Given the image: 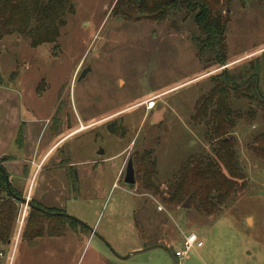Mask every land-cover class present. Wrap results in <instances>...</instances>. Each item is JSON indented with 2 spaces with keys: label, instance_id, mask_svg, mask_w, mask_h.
I'll use <instances>...</instances> for the list:
<instances>
[{
  "label": "rangeland",
  "instance_id": "374dc122",
  "mask_svg": "<svg viewBox=\"0 0 264 264\" xmlns=\"http://www.w3.org/2000/svg\"><path fill=\"white\" fill-rule=\"evenodd\" d=\"M117 1L71 0L52 44L34 47L27 35L0 42V164L23 199L48 190L46 207L65 208L66 216L85 225L30 241L23 237V218L31 211L24 204L13 244L0 249V264H176L163 249L138 251L161 244L174 253L191 234L203 246L180 264H264V161L249 150L264 133L257 106L234 104L235 112L258 113L255 124L241 122L234 132L247 184L212 215L198 212L191 200L184 208L188 199L167 205L183 164L213 155L206 126L191 119L197 101L212 91V79L258 70L264 97V0H233L224 9L228 62L210 68L195 53L190 35L196 27L184 14L162 24L129 22L113 15ZM152 98L156 106L148 111L144 103ZM79 126L44 160L31 184V166L29 180L21 182L31 149L44 152ZM151 151L159 194L137 182L135 164L136 185L124 183L130 158ZM59 158L66 160L64 168L52 173ZM88 159L99 162L98 170L79 179L80 192L71 201L67 165ZM48 177L59 182L48 189Z\"/></svg>",
  "mask_w": 264,
  "mask_h": 264
},
{
  "label": "trees",
  "instance_id": "16d2710c",
  "mask_svg": "<svg viewBox=\"0 0 264 264\" xmlns=\"http://www.w3.org/2000/svg\"><path fill=\"white\" fill-rule=\"evenodd\" d=\"M233 0H118L113 11L126 21H152L162 24L170 18L184 14L196 27L190 35L196 55L204 60L206 68L225 66L228 62L227 31L228 17L224 16ZM242 3L245 0H236ZM71 0H0V42L9 36L31 37L34 47L52 44L58 38V28ZM70 11L72 10L69 7ZM253 68V67H252ZM255 70V69H254ZM244 70L232 75L224 72L212 79L213 89L197 101L194 126H206L207 139L213 146V155L190 157L175 179V187L168 196L167 205L181 206L190 199L198 212L212 215L232 199L245 184L246 175L240 166L239 152L234 132L241 122L255 124L256 111L235 112V101H247L264 112V97L258 85V70ZM3 77L0 73V86ZM264 116V115H263ZM113 133V131H112ZM249 150L264 161V133L254 139ZM137 168V182L145 191L160 193L157 184L158 168L154 152H146L133 159ZM0 249L9 248L16 237L21 218L23 199L9 182V174L0 164ZM23 234L30 241L51 235L52 230L63 233L73 227L76 220L59 218L55 226L47 214L32 208ZM24 221V226H25ZM24 226L23 229L24 230ZM3 252V251H2Z\"/></svg>",
  "mask_w": 264,
  "mask_h": 264
},
{
  "label": "crops",
  "instance_id": "0c3cea01",
  "mask_svg": "<svg viewBox=\"0 0 264 264\" xmlns=\"http://www.w3.org/2000/svg\"><path fill=\"white\" fill-rule=\"evenodd\" d=\"M28 129V128H27ZM33 129L34 128H32V130L31 129H29L28 131H30V132H33ZM75 129H77V130H74V132H70V134L69 135H64V136H62V137H60L59 139H56V142H55V144L53 145V146H51L50 148H48V149H46V150H44V152H42V150H40L39 149V151L37 152L36 150L34 151L33 149H31V155H33L34 157H32L31 159H29L28 161H26V163H27V165H28V167H27V169H26V173L23 175V176H21L20 178H22L21 179V182H23L24 180H29V178H26L27 177V174H29V171H28V168H29V166H31L32 168H33V171H34V173H33V175H32V178H31V181H30V184H31V182L35 179V177L38 175V173H39V169H41V164L44 162V160L49 156V154H50V158H52L53 157V154H54V149H55V147L57 146V145H59V143L60 142H63V141H65V140H67V139H69L70 138V136H72L73 134H75L76 132H78V131H80V126L79 127H76ZM26 131V130H25ZM28 134V132L26 131L25 132V137H26V135ZM10 137H11V139H13L14 138V133L13 134H11L10 135ZM28 139V138H27ZM53 140H55L54 138H52ZM29 140V139H28ZM16 145H17V143H16ZM18 147V146H17ZM41 153H42V155H41ZM41 156V160H39V163L37 162L38 161V159H39V157ZM19 158L21 157V156H18ZM22 158V157H21ZM21 160V159H20ZM98 165H99V162L98 161H96V160H87L86 162H71V163H69V165H67V167H74V168H76L77 170H78V172H79V179H82V178H86L87 177V175H88V173L89 172H92V174L93 173H95V171L96 170H98L97 168H98ZM88 166H91V167H88ZM53 169V171L54 172H52V173H55V172H58L57 170H63V166L61 165V162H60V159H56V161H55V165L52 167ZM86 168V169H85ZM68 172V171H67ZM11 174V173H10ZM11 176V178H12V175H10ZM55 179V180H54ZM51 178V177H48L47 178V180H46V182H45V186H47V188L49 189V187L48 186H53V183H51L50 184V182L51 181H57V182H59L57 179H59V178ZM12 181L13 180H10V177H9V182L12 184ZM115 186V185H114ZM60 190L58 191V193H57V195L58 194H62V195H66V191L68 190V188L66 187L64 190L65 191H61V188H59ZM43 190H47V189H43ZM48 191V190H47ZM26 196H28V194H26V195H24V198L26 197ZM73 199H71V201H72ZM141 249V248H140Z\"/></svg>",
  "mask_w": 264,
  "mask_h": 264
},
{
  "label": "flooded vegetation",
  "instance_id": "af4514ba",
  "mask_svg": "<svg viewBox=\"0 0 264 264\" xmlns=\"http://www.w3.org/2000/svg\"><path fill=\"white\" fill-rule=\"evenodd\" d=\"M60 162H61V165L63 166L64 163L66 162V160L65 161L64 160L63 161L60 160ZM72 168L73 167H70L69 171L67 172L66 179H68L67 182H68V186H69L68 196H71V199H73V201H75V193L76 192H78V193L80 192V188L78 186V183H79V172H78L77 169H75V170H77L76 173H75ZM48 195H49V192L47 191L46 195H44L43 197H41V194L39 195V197L28 196L29 199H30L29 202H28L29 206H30V209L34 208V209H36L39 212L47 214L50 218L53 219L52 226H55L57 224V222L59 221V218L72 219V218L66 216L67 215V211H66L65 208H62L60 206L46 207L42 203V201L44 199H46ZM56 197H57V200H58L61 197V193L58 194ZM24 200H26V198L21 200L20 208L22 207V205H24ZM25 214H26V212H25ZM24 221H25V218H24ZM24 221H23V223H24ZM79 225L80 224L76 220V224L73 227H66V229H75V228H78ZM83 229L87 231V229L85 227H83ZM52 232L57 233L56 230H52ZM58 238H60V237H58Z\"/></svg>",
  "mask_w": 264,
  "mask_h": 264
},
{
  "label": "built area",
  "instance_id": "2783aa9c",
  "mask_svg": "<svg viewBox=\"0 0 264 264\" xmlns=\"http://www.w3.org/2000/svg\"><path fill=\"white\" fill-rule=\"evenodd\" d=\"M144 104H145L144 106L147 108L148 111L153 110L156 106L155 98L149 99V101ZM28 202H29L28 199H26L24 202V204H26V209L29 207ZM24 217H25V213H24ZM201 246H203V243L199 241L197 235L195 234L186 235L184 242H182L180 245V248L176 252H174V256L178 261L185 260L187 257L190 256V253L194 249L201 248Z\"/></svg>",
  "mask_w": 264,
  "mask_h": 264
},
{
  "label": "water",
  "instance_id": "95a60500",
  "mask_svg": "<svg viewBox=\"0 0 264 264\" xmlns=\"http://www.w3.org/2000/svg\"><path fill=\"white\" fill-rule=\"evenodd\" d=\"M124 183L126 185H129V186H135L136 184V178H135V169L133 168V159L130 158L127 166H126V173H125V177H124ZM0 198H1V191H0ZM25 202V200H24ZM190 206V199H188L186 201V203L184 204V208H189ZM73 219V218H72ZM76 220V219H75ZM77 222L82 225V226H85L83 223H81L80 221L77 220ZM86 228V227H85ZM92 232H94L93 230H91ZM163 249L165 250L168 254L171 255V258L174 260V262L176 264H180L179 261L175 258L172 250L170 249V247H165L161 244H155L153 245L152 247H149V248H146L144 250H141V251H138V252H146V251H151L153 249Z\"/></svg>",
  "mask_w": 264,
  "mask_h": 264
}]
</instances>
